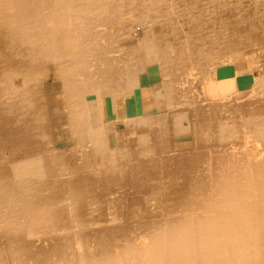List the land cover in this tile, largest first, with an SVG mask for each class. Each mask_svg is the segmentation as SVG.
Instances as JSON below:
<instances>
[{
	"label": "bare ground",
	"instance_id": "1",
	"mask_svg": "<svg viewBox=\"0 0 264 264\" xmlns=\"http://www.w3.org/2000/svg\"><path fill=\"white\" fill-rule=\"evenodd\" d=\"M0 264H264V0H0Z\"/></svg>",
	"mask_w": 264,
	"mask_h": 264
},
{
	"label": "crops",
	"instance_id": "2",
	"mask_svg": "<svg viewBox=\"0 0 264 264\" xmlns=\"http://www.w3.org/2000/svg\"><path fill=\"white\" fill-rule=\"evenodd\" d=\"M219 79L234 77L232 69H221L218 71ZM252 80V79H251ZM250 76L235 78L236 86L240 89L245 88L248 84L252 83ZM239 81V82H238Z\"/></svg>",
	"mask_w": 264,
	"mask_h": 264
}]
</instances>
